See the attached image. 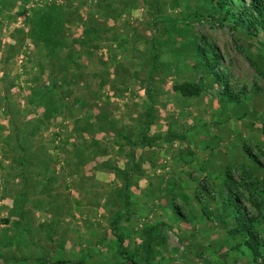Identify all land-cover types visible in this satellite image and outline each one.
<instances>
[{"label": "rangeland", "instance_id": "rangeland-1", "mask_svg": "<svg viewBox=\"0 0 264 264\" xmlns=\"http://www.w3.org/2000/svg\"><path fill=\"white\" fill-rule=\"evenodd\" d=\"M232 2L240 19L250 0ZM50 4L67 18L57 57L30 36ZM214 6L0 0V264H126L120 245L139 264H255L221 217L231 173L264 241V32Z\"/></svg>", "mask_w": 264, "mask_h": 264}, {"label": "trees", "instance_id": "trees-1", "mask_svg": "<svg viewBox=\"0 0 264 264\" xmlns=\"http://www.w3.org/2000/svg\"><path fill=\"white\" fill-rule=\"evenodd\" d=\"M211 4L215 5L213 11L217 15H222L224 22L232 21H242L247 29L251 32L256 28H260L261 32H264V1L263 0H250L248 7H244L242 13L240 14V19L238 15L233 10L232 0H210ZM53 6H47L36 10L30 20L31 24V39L38 43H43L46 50H48L50 56L57 57V53L64 48L66 44L64 43V28L67 21L65 13L62 7L55 6V4H50ZM245 5V4H243ZM256 22V24L254 23ZM236 22V23H237ZM198 52L200 56L205 61V67L211 72V74L217 79L219 83H223L224 79L216 72V67L220 59L219 54L215 49L207 44L206 47H199ZM210 55H213L211 60ZM215 61V65L214 62ZM225 83V82H224ZM225 95L228 96L230 102L237 104L239 102V97L233 93V91L225 84ZM176 93L182 95L185 98H196L200 97L202 93V87L197 84L184 83L177 85L175 87ZM148 117L151 118V110L148 111ZM151 125V122L148 123ZM263 134H264V122H263ZM139 147L152 146L153 142L156 141L155 138L148 140L146 138L141 139ZM135 148V146H133ZM26 153L29 150H24ZM135 154H132L131 165L132 170L130 174L132 175L136 170L135 164ZM225 188L227 190V196L224 201V213L221 219H223L224 224L228 228V235L234 239H241L243 246L251 254L255 264H264V241L260 239L258 232V218L244 211L237 203L236 193L238 192V183L235 181L233 175L228 173L226 176ZM129 176L126 177V182H128ZM124 206L128 210L130 208L129 199L124 197ZM260 207H258L259 209ZM233 221L234 225L231 227L230 221ZM117 228V225L114 227ZM122 242V241H120ZM241 246V245H240ZM149 246L146 248L147 254H150ZM119 257L126 261V264H139L133 258H126V253L123 251L122 245H120V251L118 253ZM2 259V257H0ZM12 262L25 263L29 259H16L11 258ZM43 264H51L47 259L40 260ZM147 262V261H146ZM75 264H85L83 262H77Z\"/></svg>", "mask_w": 264, "mask_h": 264}]
</instances>
